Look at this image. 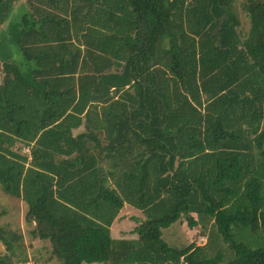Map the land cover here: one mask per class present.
Wrapping results in <instances>:
<instances>
[{"label":"trees","instance_id":"obj_1","mask_svg":"<svg viewBox=\"0 0 264 264\" xmlns=\"http://www.w3.org/2000/svg\"><path fill=\"white\" fill-rule=\"evenodd\" d=\"M16 2L0 0V191L52 264H264V0L240 3L245 32L236 0ZM124 205L135 238L112 236ZM0 243V264H28L20 232Z\"/></svg>","mask_w":264,"mask_h":264},{"label":"rangeland","instance_id":"obj_2","mask_svg":"<svg viewBox=\"0 0 264 264\" xmlns=\"http://www.w3.org/2000/svg\"><path fill=\"white\" fill-rule=\"evenodd\" d=\"M24 0H19V2L15 3V8L19 6V9L17 8L15 10V13L20 14L21 8L20 3ZM243 0H236L237 9L239 11L240 20H241V29L242 31H246L248 29L249 23L248 19L245 15V13L241 10L240 3ZM18 14V15H19ZM2 29H6V22L2 26ZM8 47L4 49V52H7L8 54ZM9 54H12V56H15L17 60L19 59L21 61V57L18 53L9 52ZM3 76V70L0 65V82L2 80ZM82 130H75L74 132H78ZM22 152L29 153V149L25 146H21ZM2 211V214L0 216V225L7 226L8 228L12 230H16L20 232L23 235V240L26 246V253L28 255V264H52L55 263L54 259L49 260L48 256L49 253L46 251L42 246L43 244H46V242L33 240L30 238L28 231L30 229L29 225L25 222L24 215L26 211L25 204L17 198L11 197L8 194L4 193L3 191H0V212ZM142 220L143 215L142 213L132 208L128 205H124V207L120 210L116 220L114 221L111 233L112 236L115 238H135L136 234L132 233V230L135 225H137V220ZM139 222V221H138ZM178 225V224H177ZM176 224L171 225L167 229H164L165 237L163 234V237L165 238L167 243H170L172 241L168 236L166 235L167 232L171 233V229L175 227ZM177 228V227H176ZM175 229V228H174ZM183 238H185V241L187 242H194L195 244H202L205 242V235H202V230L199 226H196L194 228H189L186 225V222H181L179 224V229ZM181 236V235H179ZM173 244V243H170ZM5 253L4 246L0 243V255Z\"/></svg>","mask_w":264,"mask_h":264}]
</instances>
